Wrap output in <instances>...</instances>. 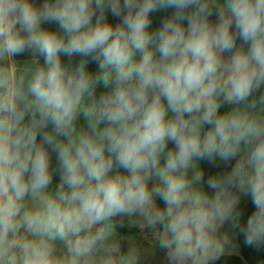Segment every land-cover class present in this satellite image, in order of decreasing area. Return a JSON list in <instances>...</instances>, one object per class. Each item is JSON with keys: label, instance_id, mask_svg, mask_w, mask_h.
<instances>
[{"label": "clouds", "instance_id": "obj_1", "mask_svg": "<svg viewBox=\"0 0 264 264\" xmlns=\"http://www.w3.org/2000/svg\"><path fill=\"white\" fill-rule=\"evenodd\" d=\"M126 227L264 249V0H0V264H148Z\"/></svg>", "mask_w": 264, "mask_h": 264}, {"label": "trees", "instance_id": "obj_2", "mask_svg": "<svg viewBox=\"0 0 264 264\" xmlns=\"http://www.w3.org/2000/svg\"><path fill=\"white\" fill-rule=\"evenodd\" d=\"M41 2H42V0H35V3H37V4H39ZM161 19H162V14H159V13L153 14L152 15L153 23L151 25V29L154 30L155 28H157L160 24ZM213 19H214V17H213ZM108 20L110 22H112L113 24L118 23V20L116 18L112 17L111 14L108 15ZM45 27H50L53 29L56 28L55 25H45ZM27 58H28L27 54L25 56L16 57V59L18 61H21V62ZM62 59L64 60L65 63L67 62V58H62ZM74 59L78 60L79 58H74ZM89 69L91 71H95L96 65L90 64ZM226 110H228V106H224L221 108V112L226 111ZM55 163H56L55 156L53 155V164L55 165ZM210 170L214 171L215 169H210ZM57 182H58V177H54L53 184L57 183ZM243 205L246 208L247 212H250L252 210L250 200H244ZM122 232L124 234L126 232V229L124 228L122 230ZM238 243L240 245L239 246V251H240L239 255L234 254L230 257H222L220 260L214 262V264H264V249L258 251V250L246 248L243 246L242 238H240L238 240Z\"/></svg>", "mask_w": 264, "mask_h": 264}, {"label": "rangeland", "instance_id": "obj_3", "mask_svg": "<svg viewBox=\"0 0 264 264\" xmlns=\"http://www.w3.org/2000/svg\"><path fill=\"white\" fill-rule=\"evenodd\" d=\"M56 183H54L55 185ZM126 232L124 233L125 235H133L135 236V239L137 240V242L139 244H141V246L145 249L149 250V253L146 254V259L148 261V264H166L165 261V257H164V253L162 251H160L158 248L157 249H152L149 241L144 239L142 235L139 234L138 230L133 228V229H129V228H125ZM125 247H127V244L125 243ZM155 252V255H151V252ZM240 251L239 248L237 249V251L235 252V255H239Z\"/></svg>", "mask_w": 264, "mask_h": 264}]
</instances>
